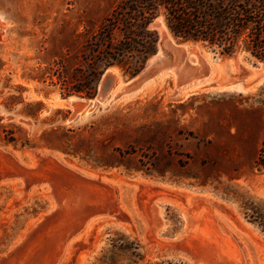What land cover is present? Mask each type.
I'll return each instance as SVG.
<instances>
[{"label":"rangeland","instance_id":"obj_1","mask_svg":"<svg viewBox=\"0 0 264 264\" xmlns=\"http://www.w3.org/2000/svg\"><path fill=\"white\" fill-rule=\"evenodd\" d=\"M119 1L0 0V264H264L241 208L264 214V63L177 40L160 12L153 70L65 96Z\"/></svg>","mask_w":264,"mask_h":264},{"label":"trees","instance_id":"obj_2","mask_svg":"<svg viewBox=\"0 0 264 264\" xmlns=\"http://www.w3.org/2000/svg\"><path fill=\"white\" fill-rule=\"evenodd\" d=\"M160 12L177 40L201 44L221 56L244 52L264 63V0H120L90 41L87 55L92 63L82 85L65 96L94 97L99 75L111 66L130 77L138 74L157 49L158 35L149 27ZM8 134L12 133L6 131V142H14ZM259 164L264 166V141ZM241 208L244 217L264 231L258 205L248 200Z\"/></svg>","mask_w":264,"mask_h":264},{"label":"water","instance_id":"obj_3","mask_svg":"<svg viewBox=\"0 0 264 264\" xmlns=\"http://www.w3.org/2000/svg\"><path fill=\"white\" fill-rule=\"evenodd\" d=\"M159 43V42H158ZM158 43H157V49H156V51H155V53L154 54H152L147 60H146V62H145V64H144V66H143V68L140 70V72L138 73V74H136L135 76H137V75H139L140 73L142 74V75H144V74H147V73H149L151 70H153L154 69V67L158 64V60L161 58V57H164L165 56V47H166V45H167V42L165 41V38H163V40H162V43H161V53H160V55L155 59V60H153V58L155 57V56H157V54H158V52H159V47H158ZM135 76H133V77H135ZM242 84V85H244L243 83H241V82H237V83H232V84ZM245 86V85H244ZM246 87V86H245Z\"/></svg>","mask_w":264,"mask_h":264},{"label":"bare ground","instance_id":"obj_4","mask_svg":"<svg viewBox=\"0 0 264 264\" xmlns=\"http://www.w3.org/2000/svg\"><path fill=\"white\" fill-rule=\"evenodd\" d=\"M161 37H162V40H163V35H161ZM162 40L160 41V45H161V43H162ZM160 53H161V47L159 48V52H158V54H157V56H155L154 58H153V60H155L159 55H160ZM173 70V69H172ZM190 71V70H189ZM171 73H173L172 71H170ZM189 73V72H188ZM143 74V73H142ZM174 74V73H173ZM184 74V73H183ZM200 85H201V83L200 82H196V83H192V84H189L187 87H186V89H188V90H190V91H192V90H195V89H197V88H199L200 87ZM120 86V85H119ZM220 87H226V88H231V89H233V90H239V91H245V90H248L244 85H242V84H229V85H224V86H220ZM199 225V224H198ZM199 229V228H198ZM192 258V257H191ZM202 263V262H201Z\"/></svg>","mask_w":264,"mask_h":264}]
</instances>
